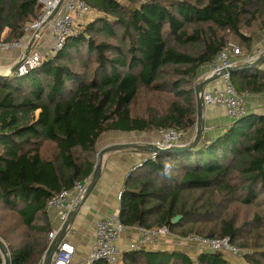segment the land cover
Segmentation results:
<instances>
[{
	"label": "trees",
	"instance_id": "16d2710c",
	"mask_svg": "<svg viewBox=\"0 0 264 264\" xmlns=\"http://www.w3.org/2000/svg\"><path fill=\"white\" fill-rule=\"evenodd\" d=\"M83 1L97 15L60 50L22 77L0 75V237L11 264L42 258L51 227L45 204L92 174L104 133H186L196 123L199 68L231 41L251 53L264 31V0ZM37 6L0 0L5 42L23 37ZM246 73L230 76L237 92H264V70ZM118 218L124 227L167 225L181 238L228 236L251 250L243 264H264V115L249 112L211 141L131 170ZM122 262L231 264L216 251L191 259L143 248L122 252Z\"/></svg>",
	"mask_w": 264,
	"mask_h": 264
},
{
	"label": "built area",
	"instance_id": "2783aa9c",
	"mask_svg": "<svg viewBox=\"0 0 264 264\" xmlns=\"http://www.w3.org/2000/svg\"><path fill=\"white\" fill-rule=\"evenodd\" d=\"M91 11L90 7L83 0H38L36 19L24 28L23 37L17 41L2 45L3 48L19 50V57L15 63L16 68L13 74L17 77H22L41 65L48 52L44 54L40 50L34 49V46L39 43L42 31L47 29L51 36L53 41L51 50H60L65 39L72 35L74 25L81 23ZM31 40H33L31 48L26 53L25 51ZM261 53L262 51L257 49L252 54H244L237 44L228 42L218 52L210 65L209 71L203 78L220 74L222 70L253 62ZM230 76L227 71L221 73L218 80L222 82V86L220 88L203 90L201 97L203 105H211L223 109L228 118L233 121L248 114L249 109L244 95L237 92L235 86L230 81ZM156 132L158 137L152 140L150 144L161 148L181 146L191 142V140L186 138V133L181 130L166 128ZM156 156L157 152H148L133 165L131 170L139 167L148 159L155 160ZM90 179L91 175L83 180L74 181L70 189H62L48 198L45 210L47 213L54 212L58 220V225L51 227L48 232V245L56 237L70 212L83 199ZM120 195L121 191L118 193V198H120ZM124 229L125 227L121 224L118 215L101 217L94 225V241L81 258L76 257L75 246L64 238L53 251L50 264H92L96 261H102L106 264H123L122 250L117 242ZM137 231L138 237L128 246L126 251L144 249L156 245L166 237L172 235L167 225L153 226L151 228L137 227ZM68 232H70V227L66 230V233ZM185 240L192 243L201 252L216 251L221 252L224 256H243L247 253L245 250H240L233 246L228 236L206 238L198 235H189L185 237ZM3 243L6 245L4 241ZM0 252L3 261L4 256L1 249ZM44 258L45 253L36 264H43Z\"/></svg>",
	"mask_w": 264,
	"mask_h": 264
},
{
	"label": "crops",
	"instance_id": "0c3cea01",
	"mask_svg": "<svg viewBox=\"0 0 264 264\" xmlns=\"http://www.w3.org/2000/svg\"><path fill=\"white\" fill-rule=\"evenodd\" d=\"M97 12L91 11L87 18H93ZM10 29L5 27L0 34V75L8 76L12 67L15 65L18 57L19 50L13 48H3L2 45L6 44L5 39L8 38ZM53 41L47 29L42 31L39 43L34 46L44 54L52 49ZM35 45V44H34ZM264 49V31L258 33L251 43V54L257 49ZM27 50V49H26ZM244 53V52H243ZM249 54V53H244ZM210 64L201 66L196 74V84L204 79V75L209 71ZM246 76H250L256 70H264V59L261 64H258L254 69H249ZM237 73L240 71H236ZM222 82L215 80L207 83L204 90L213 88H220ZM249 112L264 115V92L260 93H243ZM202 120L204 123V130L201 134L200 141H211L217 136L221 135L231 120L226 115L225 111L219 107L204 105L202 108ZM129 132L110 131L104 133L100 139L98 152L114 143H127L132 142L140 145L149 144L152 140L158 137L157 132H149L139 138L128 141V138H123ZM196 133V127L186 132V138L193 140ZM139 134V133H138ZM199 141V142H200ZM148 152L136 148H122L106 152L101 159L100 176L98 177L94 187L90 193L87 194L83 203L78 207L75 214L72 216L70 222V232L66 233L64 238L75 246L76 257L81 258L85 252L90 248L94 241V225L95 222L101 217H111L118 215L119 212V199L118 193L123 190L124 180L131 171L133 165L142 159ZM89 184V183H88ZM47 213V212H46ZM51 227L58 225V220L54 214L47 213ZM50 227V228H51ZM138 237L137 227H125L119 241L118 246L122 252L126 251L128 246ZM149 251H172L181 250L185 252L191 259H194L201 251H199L192 243L183 238L175 237L173 234L166 237L160 243L144 248Z\"/></svg>",
	"mask_w": 264,
	"mask_h": 264
},
{
	"label": "water",
	"instance_id": "95a60500",
	"mask_svg": "<svg viewBox=\"0 0 264 264\" xmlns=\"http://www.w3.org/2000/svg\"><path fill=\"white\" fill-rule=\"evenodd\" d=\"M54 12H53V14H54ZM32 42H33V40H31V42L29 43L27 50L25 51L26 53L29 52L31 45H32ZM263 59H264V49L255 61L245 63L242 66L222 70L220 72V74L227 71L230 75H232L236 71H245V70H249V69H254L258 64L262 63ZM15 67H16V64L12 67L10 73L14 72ZM220 74L204 78L199 83H197L195 85L194 92H195V99H196V106H197V115H196V123H195L196 133H195L193 140L189 144H185V145H181V146H173V147H168V148H161V147H158V146L150 144V143L146 144V145H140V144H136V143H132V142L114 143V144L108 145L107 147H104L103 149H101L97 153L95 166H94L93 172L91 174L90 182L87 185L85 195H84L83 199L81 200V202L75 207V209L70 212L67 220L64 221V223H63L62 227L60 228V230L58 231L56 237L47 246V248L44 252L45 258H44L43 264H50L52 253L55 250V248L57 247V245L64 239V236L66 234V230L70 225L72 216L75 214L78 207H80V205L83 203L87 194H89L91 189L94 187L98 177L100 176V165H101L102 156L106 152L118 150V149H122V148H136V149H141V150L143 149L147 152H157V153L185 152V151H189V150L193 149L199 143L200 138H201V134L204 130V123L202 120V108L204 105H203V101H202V97H201V92L204 90V87L207 83L217 80L219 78ZM180 218H181V216L177 215L172 219V222H177ZM0 249H1L3 256H4L3 264H11L10 254H9L8 248L3 243L2 239H0ZM194 264H198V263H194Z\"/></svg>",
	"mask_w": 264,
	"mask_h": 264
},
{
	"label": "rangeland",
	"instance_id": "374dc122",
	"mask_svg": "<svg viewBox=\"0 0 264 264\" xmlns=\"http://www.w3.org/2000/svg\"><path fill=\"white\" fill-rule=\"evenodd\" d=\"M92 19V17L91 18H89V16H88V18L86 17L84 20H82V22L81 23H79V24H76V25H74V28H73V33L78 29V27L80 26V25H84V24H86L88 21H90ZM232 42V41H231ZM232 43H234V44H236L235 42H232ZM260 49V48H259ZM261 51H263V49H260ZM57 51V50H56ZM56 51H53V50H51V52L49 53V51H47L48 52V54L46 55L47 57H50V56H52V55H54V53H56ZM45 56V57H46ZM16 68V67H15ZM15 70V69H14ZM139 133V134H138ZM140 133H142V132H137V131H134V132H129V133H126V135H122V137L123 138H128V141H131L132 139H135V138H140L141 136H142V134H140ZM144 134H147V133H149V132H143ZM96 151H97V153H98V150H99V143L97 142V144H96ZM96 158H97V156H96ZM175 237H178V236H176V235H174ZM181 238V237H180ZM0 239H2L1 237H0ZM183 239H185V238H183ZM3 240V239H2ZM4 241V240H3ZM5 242V241H4ZM246 252L248 253V252H251V250H247L246 249ZM0 257H1V259H2V256H1V252H0ZM225 258L227 259V260H229L230 261V263L231 264H243L244 263V261H243V256L242 255H235V256H232V255H226L225 256ZM2 263H3V261H2ZM123 263V262H122ZM124 264V263H123Z\"/></svg>",
	"mask_w": 264,
	"mask_h": 264
}]
</instances>
